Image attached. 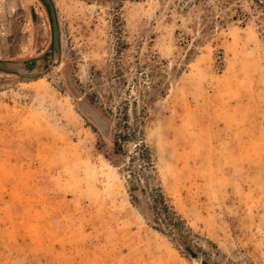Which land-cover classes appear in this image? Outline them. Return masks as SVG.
Listing matches in <instances>:
<instances>
[{
    "label": "rangeland",
    "instance_id": "obj_1",
    "mask_svg": "<svg viewBox=\"0 0 264 264\" xmlns=\"http://www.w3.org/2000/svg\"><path fill=\"white\" fill-rule=\"evenodd\" d=\"M53 2L59 62L0 71V264H264V0ZM51 40L40 0H0L1 60Z\"/></svg>",
    "mask_w": 264,
    "mask_h": 264
},
{
    "label": "trees",
    "instance_id": "obj_2",
    "mask_svg": "<svg viewBox=\"0 0 264 264\" xmlns=\"http://www.w3.org/2000/svg\"><path fill=\"white\" fill-rule=\"evenodd\" d=\"M147 159L152 162L151 156H147ZM131 192L136 201H140L144 194V191L136 186L131 189ZM138 192L141 194L139 195ZM149 201L150 206H148V209L151 210L150 215L153 216L154 223L158 225L156 228L162 233H168V235L176 237L182 248L187 250L190 255H196L197 252L192 244L187 227L177 212L169 206L170 204L160 188L151 190V199Z\"/></svg>",
    "mask_w": 264,
    "mask_h": 264
},
{
    "label": "water",
    "instance_id": "obj_3",
    "mask_svg": "<svg viewBox=\"0 0 264 264\" xmlns=\"http://www.w3.org/2000/svg\"><path fill=\"white\" fill-rule=\"evenodd\" d=\"M47 8L51 30L52 43L50 48L49 60L46 62L41 58L31 61H13L0 59V71L6 73H14L20 76H39L47 69L56 65L61 56V34L60 26L53 0H40Z\"/></svg>",
    "mask_w": 264,
    "mask_h": 264
}]
</instances>
